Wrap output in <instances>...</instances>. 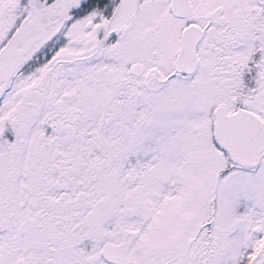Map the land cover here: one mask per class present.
I'll list each match as a JSON object with an SVG mask.
<instances>
[{"label": "snow or ice", "instance_id": "obj_1", "mask_svg": "<svg viewBox=\"0 0 264 264\" xmlns=\"http://www.w3.org/2000/svg\"><path fill=\"white\" fill-rule=\"evenodd\" d=\"M0 264H264V0H0Z\"/></svg>", "mask_w": 264, "mask_h": 264}]
</instances>
